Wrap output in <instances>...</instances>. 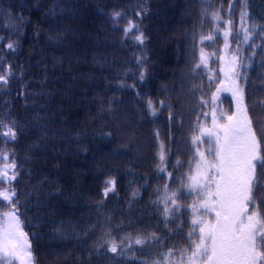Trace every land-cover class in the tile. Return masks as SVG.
Instances as JSON below:
<instances>
[{"label": "trees", "instance_id": "trees-1", "mask_svg": "<svg viewBox=\"0 0 264 264\" xmlns=\"http://www.w3.org/2000/svg\"><path fill=\"white\" fill-rule=\"evenodd\" d=\"M117 11L124 14L118 22ZM128 20L144 33L143 44L124 36ZM262 28L264 0H0V75L11 66L0 83V125L17 131L15 140L0 136V153L17 165L13 202L34 264H176L181 252L188 264L199 236L193 219L214 222V213L199 209L203 193L188 188L196 148L211 160L213 143L205 136L193 145L192 137L198 126H212L213 108L217 117L235 111L231 93L217 92L233 55L256 125ZM207 35L213 39L202 40ZM202 49L208 62L197 68ZM108 179L116 185L105 197ZM172 193L176 205L169 202L165 216ZM11 210L0 201V219ZM137 237L147 243L135 244ZM111 241L117 253L108 251ZM0 264L20 262L0 253Z\"/></svg>", "mask_w": 264, "mask_h": 264}, {"label": "snow or ice", "instance_id": "snow-or-ice-1", "mask_svg": "<svg viewBox=\"0 0 264 264\" xmlns=\"http://www.w3.org/2000/svg\"><path fill=\"white\" fill-rule=\"evenodd\" d=\"M123 15L122 12H114L112 19L118 22ZM212 15L215 19H220L218 13ZM246 15L243 13L242 19ZM226 23L231 25L230 20ZM261 31L264 32V28ZM123 32L126 38L140 44L144 43V33L132 20L127 21ZM244 32V39L247 41L251 33L248 29H244ZM228 35L229 32L225 31L224 36ZM212 39V35L202 37V40ZM7 48L14 49L13 43H8ZM207 62L202 49L200 63L196 67L199 68L201 64L206 66ZM240 66L239 57L233 55L231 60L227 61L226 67L221 69L225 79L219 81L220 87L217 88V92L223 90L231 93L236 102L235 111L231 115L221 113L220 117H217L213 108L212 126L210 128L198 126L200 134L192 137L193 145L203 143L205 136L213 143L210 149L211 160L206 157L204 151L196 148L199 156L197 174L189 177L188 188L203 193L200 196L199 209L204 210L206 214L214 213V222L204 217L193 219L192 224L199 225V236L198 242H192L190 251L187 252L188 264H264V196L261 195L264 193V153L261 151V141L256 132V128L259 127L261 135L264 136V102L252 100L251 111L255 113L259 109L254 126L244 89L239 84ZM10 74L9 65L8 75ZM8 75H0V83L7 84ZM140 79H143V74ZM215 100L216 97L213 96L211 101L202 100V103H214ZM159 103L164 106L163 101ZM147 108L152 116L157 115V108L151 99L147 101ZM171 118L170 113L169 119ZM0 127L3 129L0 136L8 140L16 139L17 131L12 125L2 124ZM160 159L164 160L163 151ZM0 161H3L0 165V185L5 183L9 185L0 189V201L7 202V206L12 209L4 212L0 219V253L14 257L20 264H34L28 235L22 229L18 209L13 202L17 193L11 187V182L17 179V165L14 160L9 161L8 153H0ZM115 185L114 179L106 180L103 195L107 197L109 192L115 191ZM169 202L176 205V193H172L164 200L165 216L170 212L167 207ZM192 208L193 212L198 210L195 204ZM191 236L192 233H189V237ZM151 239L160 238L153 234ZM146 243L147 240L139 237L135 239L137 245ZM119 247L115 241H111L108 251L117 253ZM168 256H172L171 251ZM184 256L185 253L181 252L176 264H184Z\"/></svg>", "mask_w": 264, "mask_h": 264}]
</instances>
